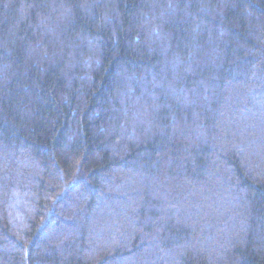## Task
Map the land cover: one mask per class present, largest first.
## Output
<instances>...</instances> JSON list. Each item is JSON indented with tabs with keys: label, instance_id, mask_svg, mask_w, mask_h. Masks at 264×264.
Segmentation results:
<instances>
[{
	"label": "trees",
	"instance_id": "obj_1",
	"mask_svg": "<svg viewBox=\"0 0 264 264\" xmlns=\"http://www.w3.org/2000/svg\"><path fill=\"white\" fill-rule=\"evenodd\" d=\"M0 264H264V0H0Z\"/></svg>",
	"mask_w": 264,
	"mask_h": 264
}]
</instances>
